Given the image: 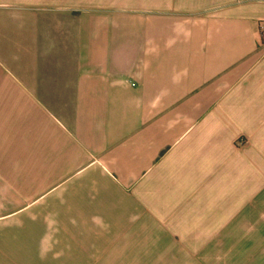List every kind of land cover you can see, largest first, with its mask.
<instances>
[{"label": "crops", "instance_id": "0c3cea01", "mask_svg": "<svg viewBox=\"0 0 264 264\" xmlns=\"http://www.w3.org/2000/svg\"><path fill=\"white\" fill-rule=\"evenodd\" d=\"M232 250L264 264V0H0V264Z\"/></svg>", "mask_w": 264, "mask_h": 264}, {"label": "rangeland", "instance_id": "374dc122", "mask_svg": "<svg viewBox=\"0 0 264 264\" xmlns=\"http://www.w3.org/2000/svg\"><path fill=\"white\" fill-rule=\"evenodd\" d=\"M173 253H176L173 252ZM230 253V254H229ZM238 251L228 252L226 258H204L201 256L195 257H163L161 259L154 260L153 264H249L250 258H243L237 255Z\"/></svg>", "mask_w": 264, "mask_h": 264}]
</instances>
